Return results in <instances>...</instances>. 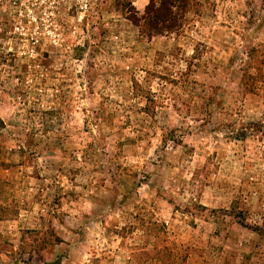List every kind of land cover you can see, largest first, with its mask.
<instances>
[{
  "label": "rangeland",
  "instance_id": "1",
  "mask_svg": "<svg viewBox=\"0 0 264 264\" xmlns=\"http://www.w3.org/2000/svg\"><path fill=\"white\" fill-rule=\"evenodd\" d=\"M128 2L0 5V264H264V0Z\"/></svg>",
  "mask_w": 264,
  "mask_h": 264
},
{
  "label": "trees",
  "instance_id": "2",
  "mask_svg": "<svg viewBox=\"0 0 264 264\" xmlns=\"http://www.w3.org/2000/svg\"><path fill=\"white\" fill-rule=\"evenodd\" d=\"M190 5V0H149L143 12H140L134 5L133 2H128L125 7L124 14L126 18L138 28V32L142 37L152 38L154 35L164 34L169 32H175L182 27L183 15L187 12ZM42 63H40L41 65ZM36 69V68H35ZM47 70L45 67H38L35 70L38 76L43 77L41 80L48 78L49 73L44 72ZM19 77V76H18ZM133 88L136 94L142 91L140 82L134 78ZM146 92V104L142 108L144 112L152 115L155 112L154 106L150 105V102L156 103L155 99L151 96H147ZM39 100V98H37ZM31 113L42 115V121L46 124L51 122L48 116L53 115L55 110H35L34 107L30 110ZM3 124L4 122L1 121ZM4 125V124H3ZM263 125V121L251 123L250 126H242L241 133L245 136L248 130L257 131ZM47 128H44L43 132H47ZM264 236V218L260 225H256V230Z\"/></svg>",
  "mask_w": 264,
  "mask_h": 264
},
{
  "label": "built area",
  "instance_id": "3",
  "mask_svg": "<svg viewBox=\"0 0 264 264\" xmlns=\"http://www.w3.org/2000/svg\"><path fill=\"white\" fill-rule=\"evenodd\" d=\"M63 0H0V5L8 6L16 10L19 16L36 18L37 9L43 13H48L51 7Z\"/></svg>",
  "mask_w": 264,
  "mask_h": 264
}]
</instances>
